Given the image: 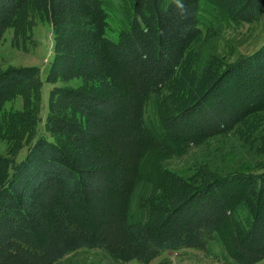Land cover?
Returning a JSON list of instances; mask_svg holds the SVG:
<instances>
[{"label": "trees", "instance_id": "trees-1", "mask_svg": "<svg viewBox=\"0 0 264 264\" xmlns=\"http://www.w3.org/2000/svg\"><path fill=\"white\" fill-rule=\"evenodd\" d=\"M263 17L264 0H0V40L11 29L18 44L35 19L47 24L52 38L45 75L52 87L41 129L38 69L0 70V134L27 146L18 162L0 157V264H56L77 250L146 264L165 251L206 250L225 226L228 211L209 190L225 178L244 183L247 190L245 207L236 210L247 227L236 224L241 238L228 245L233 261L254 264L264 258V224L254 199L264 193V167L222 177L200 167V175L193 174L197 187L175 177L173 191L152 211L138 202L139 157L150 130L164 129L162 137L183 147L232 131L249 109L222 113L218 103L204 117L198 111L200 131L177 133L184 112L195 108L167 115V99L183 97L176 86L182 67L192 76L200 69L195 84L205 81L208 93L228 74L248 81L264 78V42L223 65L209 55L197 65L195 44L213 40L229 24L250 26ZM111 22L117 26L114 38L108 37ZM73 80L79 82L76 87L55 86ZM112 83L126 85L129 102L118 100ZM16 97L21 108L3 114ZM173 146L167 151H175ZM156 150L165 153L161 145ZM186 189L188 195H180ZM158 190L149 196H159ZM243 237L261 239L260 245H245Z\"/></svg>", "mask_w": 264, "mask_h": 264}, {"label": "rangeland", "instance_id": "rangeland-1", "mask_svg": "<svg viewBox=\"0 0 264 264\" xmlns=\"http://www.w3.org/2000/svg\"><path fill=\"white\" fill-rule=\"evenodd\" d=\"M109 25L113 31L109 32L108 37L114 38V31L117 26H114L112 22ZM25 36V39L19 41L18 44H13L12 30H6L0 40V70L18 66H32L38 69L42 83L38 112L41 119L38 129H41L45 116L47 94L52 87L45 82V75L52 55V38L47 24L37 19H35V25L31 28V31L26 33ZM263 42L264 17L250 26L241 25L238 27L229 24V26L222 28L220 32H217L213 40H209L204 44H195L194 61L197 65H202L203 60L209 55L219 59L221 65H223L253 53ZM190 60H192V56L191 59L186 60V65L190 66ZM196 64L194 65L193 62L194 69ZM194 75H190L186 68L183 69L182 67L178 74V80L176 81L178 85L176 84V86L178 87L177 91L181 90L183 97L177 100L173 97L167 99V102L171 103L167 115L175 116L180 109L189 105L195 107L189 113L188 110L184 112L177 124V133L184 136L188 132L200 131L202 126L196 121L198 111L201 110V114L205 115L211 110L215 111L218 103L223 105L222 113L237 108L240 109L246 105L249 109L239 115L234 122L235 126L232 131L224 132L212 138H198L197 142L192 141V143L183 147H180L175 141L174 143L168 142L165 136L162 137L161 134H163L164 129L150 130V133L143 140L145 151L139 157L141 163L138 173V181L142 187H140L139 192V195L142 196L138 202L139 205L143 203L146 212L152 211L153 204L160 205L162 203V195L164 197L173 191V179L175 177L186 184L197 187L198 184L194 182L193 174L200 175V171H198L200 167L212 171V176L215 177L227 176L230 173H243L246 170H248L247 172L259 171L257 169L264 167V148L262 147V140H264V78L248 81L239 73L228 74L223 76L208 93L204 91L205 81L200 86L195 84L196 75H201L200 69ZM78 83L77 80H73L67 83L58 82L55 86L76 87ZM112 85L113 90L118 92L119 101L128 100L129 95L125 84L116 85V83H112ZM187 86L192 87L190 92H187ZM174 94L172 92V96ZM101 95L107 97L109 93L102 90ZM164 101L166 99L162 100V106L166 105ZM21 106V99L16 97L15 100L4 105L3 114L11 110H19ZM159 117L160 122H162L163 115L159 114ZM0 127L2 129V125ZM101 143H103L102 140L95 147H99ZM160 145L165 153L156 150ZM172 145L176 147L175 151H167V148L172 147ZM26 149L27 146L23 144L18 146L6 134H0V157L18 162L25 155ZM175 152L177 153L170 154ZM246 167L249 168L246 169ZM149 184L152 186L150 192L148 189ZM144 186L146 189H143ZM156 189H159V194H157L159 196L153 198L149 196V193L152 192L151 195H153ZM190 189L184 190L180 195H188ZM246 191V185L242 182H231L227 178L221 182H215L209 192L218 201L226 203L225 209L228 211L226 212L225 226L219 230L206 250L165 251L146 264H236L233 261L232 249L228 248V245L229 241H236L241 238L236 230V224L239 225L238 227H247V219H244L240 212L238 214L236 212L247 202L245 201L247 199L245 196ZM254 199L255 204H259L256 213L264 224V193H260L258 198L254 197ZM133 218L132 216L131 220ZM260 240L250 242L249 238L243 237L245 245L255 242L260 245V242H258ZM56 264L140 263L113 261L98 250H77L65 255ZM254 264H264V258Z\"/></svg>", "mask_w": 264, "mask_h": 264}]
</instances>
